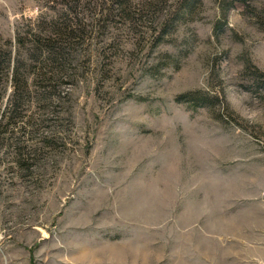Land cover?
Returning a JSON list of instances; mask_svg holds the SVG:
<instances>
[{
    "label": "rangeland",
    "instance_id": "obj_1",
    "mask_svg": "<svg viewBox=\"0 0 264 264\" xmlns=\"http://www.w3.org/2000/svg\"><path fill=\"white\" fill-rule=\"evenodd\" d=\"M0 264H264V0H0Z\"/></svg>",
    "mask_w": 264,
    "mask_h": 264
}]
</instances>
